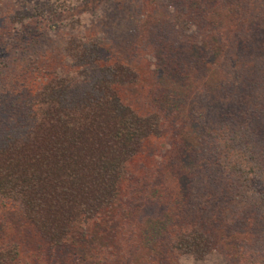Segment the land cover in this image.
Here are the masks:
<instances>
[{
  "label": "trees",
  "instance_id": "obj_1",
  "mask_svg": "<svg viewBox=\"0 0 264 264\" xmlns=\"http://www.w3.org/2000/svg\"><path fill=\"white\" fill-rule=\"evenodd\" d=\"M115 5L130 11V19L142 16L145 23L154 14L167 16L179 29L170 30L168 41L159 38L160 47L166 46L162 58L169 60L167 66L179 76L187 72L189 61L198 76L190 78V73L187 80L198 78L202 93L215 98L208 99L204 108L196 106L192 115L205 133L199 155L210 158L203 164L204 171L209 169L205 174L214 178L218 188L211 191L216 203L201 207L190 221L171 223L164 230L162 223L153 225L158 234L147 254L134 257L153 232L148 230V221L140 220L136 213L135 220H126L124 210H113L121 180L143 143L163 138V131L168 133L161 143L169 144L166 152L170 154L159 157V164L152 163L148 175L153 178L156 166L160 169L168 160L180 165L185 158L181 150H192L180 137L181 126L193 117L182 105L174 107L180 86L168 91L166 110L154 108L146 115L139 114L118 93L119 85L135 76L131 66L102 61L99 52L104 49L97 37L88 41L78 36L66 40L64 51L81 70L56 74L22 109L8 114L14 116L12 123L0 132L1 202L19 206L49 244L50 252L64 244L72 248L54 264H178L187 259L203 264L210 258L222 259L214 264H264V189L255 185L264 186V0H117ZM189 9L191 15H205L199 14L201 24H207L205 48L192 57L177 42L180 19L174 21ZM223 16L228 17L225 23L219 21ZM240 25L249 30L243 35L247 34L244 38L249 43L237 46L243 38L235 31ZM198 38L192 40L198 42ZM258 38L263 43L260 40L253 47L251 39ZM179 59L182 65L176 63ZM206 62L212 63L217 77L213 87L207 86ZM182 100L187 99L184 96ZM200 157L195 155L198 160ZM213 170L216 175L210 174ZM200 171L193 169L185 183L200 181ZM138 181L144 182V178ZM169 189L174 190L173 183ZM223 195L225 203L218 204ZM208 218L217 239L208 231ZM77 223L89 229L72 242L70 231ZM218 244L223 253H215ZM41 253L35 264H49ZM16 255L15 248L0 246V264H11Z\"/></svg>",
  "mask_w": 264,
  "mask_h": 264
},
{
  "label": "rangeland",
  "instance_id": "obj_2",
  "mask_svg": "<svg viewBox=\"0 0 264 264\" xmlns=\"http://www.w3.org/2000/svg\"><path fill=\"white\" fill-rule=\"evenodd\" d=\"M116 1L0 0V132L8 130L12 123L10 120L13 115L10 114L9 117L8 114L12 110L22 109L24 102L30 100L34 93L53 76L62 71L75 73L77 69L81 70L80 67L73 65L64 51L66 40L73 36H78L83 40L86 37L88 41L90 37L92 39L97 37L99 44L104 49L99 52L102 61L124 62L131 66L135 76L131 81L122 86L119 85L118 93L121 99L139 114L146 115L154 108L162 107L166 110L168 91L180 86L178 91L181 92H176L179 95V99L176 98L175 101L177 105H173L175 108L182 105L188 116L193 117V119H189L192 121L182 124L181 127L184 129L180 132V137L185 138L184 144L187 143L195 148L191 147V151L186 148L181 150V155H185V158L181 160L180 165L177 163L176 166L174 163H169L171 160L167 161L166 159L167 165L164 164L160 169L156 166L155 174L151 178L148 173L151 172L152 163L157 161L159 164V157L164 159L170 154L166 152L169 144L163 146L161 143L166 141L165 135L168 132L163 131V138L154 137L145 141L140 148L139 155L127 166L125 176L121 180L119 201L113 207V210H124L123 216L126 220H135L136 213L140 220L148 221V230L153 234L151 233V240L144 241L143 248L136 251L134 257L138 259L142 254H147L149 244L152 243L156 233L158 234L153 225L157 226L162 223L164 230L171 223L190 221L197 215L196 212H199L201 207L208 208L216 203L211 191L218 188L212 181L214 178H208V175L205 174L209 169L204 171L206 166L203 164L206 163L205 160L210 161V158L205 155V159L204 155H199L201 150L199 145L205 133L199 123H195L194 115H192L197 110L196 106L204 108L208 99L215 98L202 93V88L198 86V78L192 79V82L187 80L190 73V78L198 76L191 68L192 66L190 67L189 61L185 66L187 72H182V75L179 76L167 66L169 60L162 58L163 49L166 46L160 47L162 43L159 38L162 41H168L172 37L170 30L179 29L167 20V16L154 14L151 17L150 15L151 20L147 23L142 21L144 18L139 15H134V18L130 19L132 18L130 11L124 12L122 6L120 8L114 6ZM190 11L191 9L187 10L188 14L184 15L185 19L178 14L174 21L180 19L178 22L180 25L179 34L175 38L183 46V50L192 57V54L201 53L205 48L203 33L207 24H201L199 15H203L201 12L191 15ZM255 13L257 14V12ZM171 18L173 19V17ZM227 20V16L219 19L224 23ZM235 31L243 37L245 31L249 30L240 25ZM193 37H199L198 42L192 40ZM244 37L247 38V34ZM244 37L237 46L248 42ZM258 39H251L253 47L257 46L260 40L263 43L262 39ZM248 47H250L249 44ZM193 48L196 49L193 50ZM202 55L207 54L202 53ZM209 60L213 59L209 58ZM176 61L179 65L183 64L181 59ZM206 63V79L209 81L207 86L213 87L217 77L212 63ZM173 80H175L174 83H172ZM184 96L186 101L182 100ZM18 122V120L15 121V123ZM191 154H194L193 158H190ZM196 154L198 158L201 156L200 160L195 158ZM208 161L207 163L212 165ZM196 168L204 171L203 173L200 171V181L187 185L186 177ZM210 174L216 175L214 170ZM139 178H144V182H139ZM229 178L232 180L233 177L229 175ZM172 183L174 190L169 189ZM225 183L229 185L228 181ZM259 184L255 185L261 190L264 189V186ZM219 192L217 194H221ZM224 199L225 195L218 204L225 203ZM162 205L166 208H162ZM110 213L107 212V214ZM161 217L165 219L161 220ZM205 220V222H209L210 235L217 239V233L213 231L214 224L209 221V218ZM85 229L89 228H86L83 223L73 225L69 240L74 242L81 237L86 231ZM0 246H10L17 250L16 259L11 264H35L41 252V255L49 260V264H54L56 260L61 261L62 257L67 254V250H72L71 247L64 244L56 246V249L50 252L49 244L39 235L33 223L25 217L19 206L12 201L1 202V199ZM165 247L171 254L169 246ZM216 250L215 253H223L220 244ZM214 259L210 258L209 262L203 264H214L215 261H219V258L215 261ZM172 262L177 264L176 261ZM178 264L194 263L191 259H187Z\"/></svg>",
  "mask_w": 264,
  "mask_h": 264
}]
</instances>
